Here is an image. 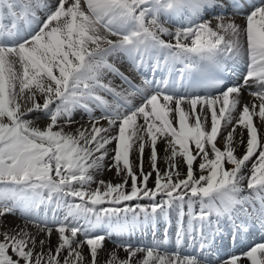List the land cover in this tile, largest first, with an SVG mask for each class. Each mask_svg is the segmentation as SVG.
Masks as SVG:
<instances>
[{
  "label": "snow or ice",
  "instance_id": "6c2138e0",
  "mask_svg": "<svg viewBox=\"0 0 264 264\" xmlns=\"http://www.w3.org/2000/svg\"><path fill=\"white\" fill-rule=\"evenodd\" d=\"M119 57L170 76L136 83ZM260 127L264 0H0V264H264ZM173 208L174 249L105 248ZM228 239L247 250L221 257Z\"/></svg>",
  "mask_w": 264,
  "mask_h": 264
},
{
  "label": "bare ground",
  "instance_id": "6f19581e",
  "mask_svg": "<svg viewBox=\"0 0 264 264\" xmlns=\"http://www.w3.org/2000/svg\"><path fill=\"white\" fill-rule=\"evenodd\" d=\"M238 22H240V21H238ZM111 38L112 39H115L113 37H111ZM241 60H242V57L237 58L234 61H228L229 62L228 64H230V63L233 64L234 63L236 65V67H238L239 61H241ZM117 63H118V65H122L123 66L122 67V70H127L128 71L127 64H129V62H128L127 58H125V57H119V58H117ZM116 83H119V82L116 81ZM252 90H255V88H253ZM251 99H252L251 96L245 95V93H243V97H242L241 104L247 103V102L251 101ZM39 115L41 116V119H39L38 121H36L37 124L39 126L46 125L48 123V120L47 119H44V117L42 116V114H39ZM81 115H82V113H79L78 112L77 115H76V119L80 123H85L84 120H81L80 119ZM235 115L238 116V113H236ZM254 123H256L257 125H259L260 121H259V118L258 117H254ZM73 127H75V125H73ZM66 130H68V129H66ZM259 131L261 133H264V127H260ZM245 138H246V132H245ZM237 139H239V129L237 130ZM218 146H221V145H218ZM162 149H163V144L158 143V151H159L161 157L164 155V152L162 151ZM240 151H242V149L241 148H238V152H240ZM159 164H160L161 169H163L165 167L163 159L160 160ZM145 170L146 171L148 170V165H147V152L145 153ZM198 171L199 170L197 169V172ZM94 179L97 180V181L102 179V180H105V181H111L113 183H116V182H118V179L119 178L116 177L114 170L113 171H107L105 169L103 172L95 174ZM91 187L94 189L96 187V184L93 183L91 185ZM196 210L197 211L199 210V205H196ZM178 211H179L178 208H173V209H171L167 213V215H162V216L156 217L151 222L141 224L139 227H137L134 231H132L128 235H124V234H121V233H113L105 241V248L106 249H112L118 242H129V243L132 242L133 245H147V243L144 242L143 240L138 241V243L135 242V240H137L140 237V235L143 232H145L144 229H147L148 227H150L152 229L149 232L150 238L147 235H143V236H144V238L146 240H148V243L149 244H151L154 241H164V240H166L167 237L169 238L170 235L172 236L174 234V232L176 234L178 214H179ZM185 211L187 212V206H185ZM62 216L63 215H61V217ZM13 217L15 218L16 215L13 216ZM14 218L7 217V223L9 225H15V224H20L21 223V222L20 223L15 222V219ZM187 219L188 218L186 216L185 220L187 221ZM154 221L158 223V228H157V230L155 232H154V229L152 227V223ZM32 230L35 231L34 228ZM144 238H142V239H144ZM51 240H52V243L55 244V242H56V236L53 235L52 238H51ZM120 255L121 256L124 255V252L122 250L120 251ZM104 258H105L104 257V254H101V256H100L101 264H103Z\"/></svg>",
  "mask_w": 264,
  "mask_h": 264
},
{
  "label": "rangeland",
  "instance_id": "374dc122",
  "mask_svg": "<svg viewBox=\"0 0 264 264\" xmlns=\"http://www.w3.org/2000/svg\"><path fill=\"white\" fill-rule=\"evenodd\" d=\"M44 119H47V118L44 117ZM17 213L20 214V215L16 217V218H17V219H16L17 221L15 220V222L20 223V222H22L21 219H20V217H21V213H20V212H17ZM61 215H63V214H61ZM61 215H60V217H61ZM10 217H11V216H9V218H10ZM12 217H13V216H12Z\"/></svg>",
  "mask_w": 264,
  "mask_h": 264
}]
</instances>
